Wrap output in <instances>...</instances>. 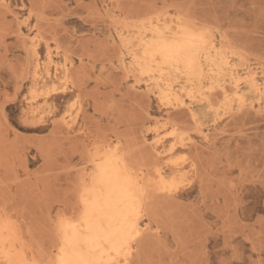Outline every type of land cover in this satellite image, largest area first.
Here are the masks:
<instances>
[{"label":"rangeland","instance_id":"374dc122","mask_svg":"<svg viewBox=\"0 0 264 264\" xmlns=\"http://www.w3.org/2000/svg\"><path fill=\"white\" fill-rule=\"evenodd\" d=\"M182 29L200 69L142 64ZM107 155L132 227L91 246ZM0 264H264V0H0Z\"/></svg>","mask_w":264,"mask_h":264},{"label":"bare ground","instance_id":"6f19581e","mask_svg":"<svg viewBox=\"0 0 264 264\" xmlns=\"http://www.w3.org/2000/svg\"><path fill=\"white\" fill-rule=\"evenodd\" d=\"M182 30L183 32L172 40L165 38L163 33L156 30L157 39L146 46L142 56V61H144L142 64L147 68L150 62L159 60L164 65L181 66L189 72L200 69L201 63L196 55L201 51L200 37L202 36L199 37V35L187 30ZM116 158L105 156L99 163L97 173L93 178L99 184L100 190L95 195L94 202L89 207L86 216L87 232L92 236L87 243L91 246L95 241L101 242L102 240L109 244H118L119 241L126 239L128 231L132 227L127 218L134 204L132 197V192L135 189V183L132 181L134 176L128 170L129 168L127 169L118 157ZM96 212L94 217L96 220L93 221L92 214ZM66 241V245L73 253L71 259L78 263L82 259L78 253L81 238L73 231Z\"/></svg>","mask_w":264,"mask_h":264}]
</instances>
